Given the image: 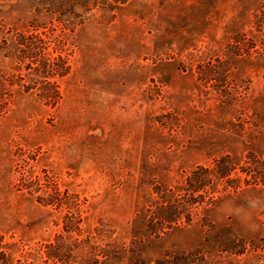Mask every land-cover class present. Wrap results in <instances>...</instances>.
<instances>
[{
  "label": "rangeland",
  "instance_id": "1",
  "mask_svg": "<svg viewBox=\"0 0 264 264\" xmlns=\"http://www.w3.org/2000/svg\"><path fill=\"white\" fill-rule=\"evenodd\" d=\"M194 54L227 76L183 71ZM168 111L196 121L183 123L177 154L156 145L148 159L190 169L230 154L235 168L191 224L136 249L148 263L264 264V184L244 171L264 168L244 159L247 145L264 158V0H0L8 264H45L40 248L66 234L70 212L82 218L74 237L102 222L130 243L146 121Z\"/></svg>",
  "mask_w": 264,
  "mask_h": 264
},
{
  "label": "trees",
  "instance_id": "2",
  "mask_svg": "<svg viewBox=\"0 0 264 264\" xmlns=\"http://www.w3.org/2000/svg\"><path fill=\"white\" fill-rule=\"evenodd\" d=\"M114 1L124 3L127 0ZM34 27L38 29L44 26L36 24ZM201 57L192 55L187 63H182V70L185 71L188 64L198 80L204 82L216 79L218 75L220 79L227 76L220 73L211 61L204 58L202 60ZM219 67L222 70V65ZM194 121V115L188 119L177 111L148 116L144 147L141 151L140 175L136 186L137 209L131 221L133 234L130 243L113 238L111 229L102 222L84 238L74 237L73 232L80 234L79 225L82 218L78 211L70 212L64 216L63 228L66 234L56 235L53 242L45 243L40 248L46 256L45 264H50V261L72 264H181L177 260L170 262L167 258L146 262L136 249L135 240L138 237L158 238L175 227L191 224L198 207L206 201L214 200V185L224 178H229L235 168L232 161L234 158L230 154L214 159L212 166L195 165L190 169L180 166L181 161L176 165L179 159H169L166 164L148 159V148L151 150V146L156 145H168L166 148H170L171 154H177L179 135L184 132L183 123ZM246 150L244 159H264L259 158L251 146L247 145ZM262 156L264 157L263 154ZM244 171L253 178L252 182L255 184H264V168H258L257 164L254 167L248 164ZM170 172L177 175H170ZM245 181L250 182L249 179ZM7 257L6 250L0 246V259L3 261L0 264H8Z\"/></svg>",
  "mask_w": 264,
  "mask_h": 264
}]
</instances>
